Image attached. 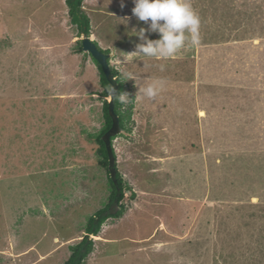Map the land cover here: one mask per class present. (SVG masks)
<instances>
[{
  "label": "rangeland",
  "instance_id": "obj_1",
  "mask_svg": "<svg viewBox=\"0 0 264 264\" xmlns=\"http://www.w3.org/2000/svg\"><path fill=\"white\" fill-rule=\"evenodd\" d=\"M64 1L0 0V264L63 263L110 194L89 137L99 73ZM132 1H84L90 38L123 77L167 85L141 100L124 77L134 124L113 147L131 190L83 264H264V0H191L198 46L118 64L147 27Z\"/></svg>",
  "mask_w": 264,
  "mask_h": 264
},
{
  "label": "clouds",
  "instance_id": "obj_2",
  "mask_svg": "<svg viewBox=\"0 0 264 264\" xmlns=\"http://www.w3.org/2000/svg\"><path fill=\"white\" fill-rule=\"evenodd\" d=\"M133 3L132 15L138 21L144 22L147 27L131 29V36H136L138 42L134 45L133 51L123 53L122 59L120 57L116 61L118 64L135 63L138 57H146L157 62L167 61L175 58L187 45L196 47L200 44L201 19L191 0H133ZM153 33L157 34V39L149 38ZM86 37L90 38V35ZM90 40L94 41L91 38ZM108 59L110 60V54ZM159 67L163 71L162 63ZM123 75L126 80L133 81V87L139 93L137 98L141 100L147 98L154 101L167 85L163 78H154L146 83L142 75L134 72H124ZM108 92L112 99H118L122 105L130 101L131 97L127 91L118 92L116 88H111Z\"/></svg>",
  "mask_w": 264,
  "mask_h": 264
},
{
  "label": "trees",
  "instance_id": "obj_3",
  "mask_svg": "<svg viewBox=\"0 0 264 264\" xmlns=\"http://www.w3.org/2000/svg\"><path fill=\"white\" fill-rule=\"evenodd\" d=\"M83 2L84 0H65L68 18L71 25H74L76 27L77 36L90 35V20L87 14L85 13L84 9L82 8ZM93 43L96 45L97 49L100 52L106 54L109 53V48L99 47L95 40L93 41ZM74 51L78 53H86L87 55H89L91 57V61L96 65L98 69L99 84L101 86V91L98 93V96L101 100L103 125L99 128L96 133L89 134V137L97 145L96 154L99 157L97 160V164L106 170L110 194L108 197V201L104 205V207L96 210L86 220L85 225L83 227L84 235L81 237V239L74 244L68 245L70 254L68 258L61 264H83L85 262L87 256L93 251L94 240L90 237V235H98L102 224L107 218H117L123 215L125 211V205L121 201L124 198L125 190H131V188L123 182L122 176L117 169L116 154L113 147V140L119 136H124L125 133H130L132 130V126L134 124V121L132 120L134 97L130 96L131 98L127 105H122L121 103H119L118 99H113V112L118 117L119 126L121 127L122 132L112 135L110 137L112 152L115 158V163L113 164V166H110L108 162L106 145L103 139L104 133L110 128L112 123V119L109 113V101L106 99V97L109 95L108 90L110 89V83L107 81L98 62L89 53L83 52L82 43L80 39L77 40V45L74 48ZM108 64L110 65L109 59ZM110 71L115 77L118 92L126 91L124 77L112 65H110ZM111 168H114L115 170L114 175H111ZM130 195L134 196L133 192ZM112 204H115L118 207L115 212L109 211V208Z\"/></svg>",
  "mask_w": 264,
  "mask_h": 264
},
{
  "label": "water",
  "instance_id": "obj_4",
  "mask_svg": "<svg viewBox=\"0 0 264 264\" xmlns=\"http://www.w3.org/2000/svg\"><path fill=\"white\" fill-rule=\"evenodd\" d=\"M81 43H82V50L90 53V55L101 66L102 72L104 73L107 81L110 83V89L111 88L117 89V83H116L115 77L112 75L110 71V66L108 64L109 54L100 52L97 49L96 45L90 40L89 37H86V36L82 37ZM109 113L112 119V123H111L110 128L104 133L103 139L106 145L109 165L113 166V164L115 163V158L112 152V145H111L110 137L112 135L122 132V129L119 126L117 115L113 112V99L110 97V95H109ZM114 173H115L114 168H111V175H114Z\"/></svg>",
  "mask_w": 264,
  "mask_h": 264
},
{
  "label": "crops",
  "instance_id": "obj_5",
  "mask_svg": "<svg viewBox=\"0 0 264 264\" xmlns=\"http://www.w3.org/2000/svg\"><path fill=\"white\" fill-rule=\"evenodd\" d=\"M133 2V1H132ZM93 40H95V39H93ZM96 41V40H95ZM136 44V43H135ZM134 44V45H135ZM98 45L100 46V42L98 43ZM102 48H104V47H102ZM128 48H134V46L133 45H131L130 47H128L127 46V48L125 49V51H127L128 50ZM111 54H112V49H110V51H109ZM117 53V52H116ZM123 53H120V54H118V55H122ZM111 56V55H110ZM111 58V57H110Z\"/></svg>",
  "mask_w": 264,
  "mask_h": 264
},
{
  "label": "bare ground",
  "instance_id": "obj_6",
  "mask_svg": "<svg viewBox=\"0 0 264 264\" xmlns=\"http://www.w3.org/2000/svg\"><path fill=\"white\" fill-rule=\"evenodd\" d=\"M108 99H109V97H108ZM201 114H203V112L199 111V115H200V116H203V115H201Z\"/></svg>",
  "mask_w": 264,
  "mask_h": 264
},
{
  "label": "snow or ice",
  "instance_id": "obj_7",
  "mask_svg": "<svg viewBox=\"0 0 264 264\" xmlns=\"http://www.w3.org/2000/svg\"><path fill=\"white\" fill-rule=\"evenodd\" d=\"M201 115H203V114H201Z\"/></svg>",
  "mask_w": 264,
  "mask_h": 264
}]
</instances>
